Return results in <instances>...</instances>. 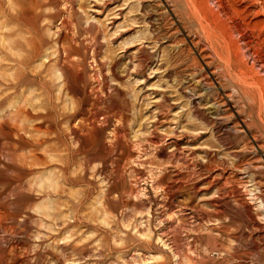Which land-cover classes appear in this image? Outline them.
Wrapping results in <instances>:
<instances>
[{
    "label": "rangeland",
    "instance_id": "rangeland-1",
    "mask_svg": "<svg viewBox=\"0 0 264 264\" xmlns=\"http://www.w3.org/2000/svg\"><path fill=\"white\" fill-rule=\"evenodd\" d=\"M5 1L0 264H264V0Z\"/></svg>",
    "mask_w": 264,
    "mask_h": 264
},
{
    "label": "bare ground",
    "instance_id": "bare-ground-1",
    "mask_svg": "<svg viewBox=\"0 0 264 264\" xmlns=\"http://www.w3.org/2000/svg\"><path fill=\"white\" fill-rule=\"evenodd\" d=\"M9 3H10V1H9ZM8 3V1H7V4H6V1L5 0H0V9H1V13H2V15L4 14V15H8L9 14V12L11 11V10H13L14 8L13 7H15V6H13L14 4L11 2V5H12V7H11V5ZM7 8H6V7ZM9 10V11H8ZM192 11H193V9H192ZM192 14V13H191ZM196 16V15H195ZM199 16V15H198ZM203 30H206V28H204L203 27ZM203 33V32H202ZM259 116V115H258ZM259 207H262V205H260Z\"/></svg>",
    "mask_w": 264,
    "mask_h": 264
}]
</instances>
